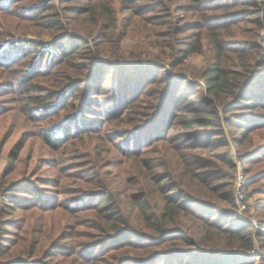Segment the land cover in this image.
I'll list each match as a JSON object with an SVG mask.
<instances>
[{
    "label": "rangeland",
    "instance_id": "obj_1",
    "mask_svg": "<svg viewBox=\"0 0 264 264\" xmlns=\"http://www.w3.org/2000/svg\"><path fill=\"white\" fill-rule=\"evenodd\" d=\"M44 1L0 0V43L4 40L38 38L53 41L57 39L56 37L60 38L62 29L52 30L45 22L36 20L37 12L41 11L40 6ZM225 1L227 0H208V4L204 5L195 0H164V8L159 10L153 7L150 13H136L131 18L130 25L122 24L120 30L125 34L120 42V50L118 51L114 42L103 48L101 56L107 60L119 58L131 64L145 60L158 61V57L171 53L170 31L174 33L182 31L176 34L177 40L172 41L176 48H181L184 44L195 42L193 34L198 30H206L202 26L216 25L218 28L205 33L201 51L190 53L184 65L169 69L168 73L170 78H177L176 80L183 82V86L180 87L182 91L186 86L191 87L186 94L188 101L181 102V106L190 108L191 104H203L207 95L201 91L203 85L200 87L196 84L203 81V74L208 68L221 64L229 72L238 71L240 77L237 78V83H241L243 77L250 73V76L254 75L253 77L260 74L258 68L264 69L263 63L259 66L255 58L241 56L237 51L243 46L251 47L256 44L258 56L260 54V57H263L264 0H229L227 5L223 3ZM46 3L53 8L47 13L58 11L70 31L75 32L71 29L73 23L82 25L89 23L85 17H78L73 12L63 9L75 4L76 1L61 3L60 0H46ZM78 4L83 5L81 2ZM37 5H40L38 11L34 10ZM140 11L141 8L138 12ZM157 13L162 14L164 24L168 25L161 28L148 27L152 29L146 30L141 17ZM125 14L120 11L118 16L123 18ZM226 20L230 22L226 23ZM217 35L226 42L222 52H218L212 43L213 36ZM64 41H67V38ZM6 50L8 51L7 47ZM13 53L11 49L4 64H0V242L2 245L7 244L1 251L0 261L4 264H84L85 250H92L102 241L99 229L104 228L105 231L111 232L109 228L113 225L110 217L103 216L94 206H90L92 209L87 211L86 207L82 206L85 203L83 194L97 190L98 181L109 186L115 195L114 198L117 197L120 204H123L125 212H122V215L128 218L132 229L146 231L138 215L128 212L133 208L129 193L137 190L140 185L136 182L142 178L138 172V160L122 153L121 148L125 147L122 140H114L113 137L106 135L110 132L108 130L113 129V124L95 123L96 132H81L79 139L71 138L67 146L63 143L64 146L60 148L52 147L44 138L45 128L57 124L61 119L62 113L57 119L55 116L58 113H53L54 108L49 104L57 101L59 93L70 80L68 77L84 78L88 81L87 77L78 72L81 69L78 66L89 65L85 63L86 59L84 60L88 55L83 52V57L78 55L72 60L63 59L48 64L49 57L45 55L28 53L24 56L20 53V56H13ZM158 62L164 64L163 61ZM106 67H109L106 69L109 71L105 70L107 73L103 77L93 76L88 81L93 86L89 91V103L94 112L89 111L85 118L90 122H97V119L104 118L109 113L108 109L112 106L109 96L113 86H116V79L125 77L131 71L125 68V74L121 76L120 67ZM230 77L234 80L233 75ZM236 82L228 83L227 93H230V86H234ZM179 84L177 83L178 86ZM252 88L250 91L240 92L246 101L257 102L258 83L255 82ZM151 90L155 92V89ZM152 91L149 92L152 94ZM70 93L73 94V91L66 92L62 105L79 104L80 98L74 96L72 99L68 95ZM175 93L179 96L181 92ZM28 99L45 101L48 106L44 112L38 109L30 113L26 105ZM96 100L99 101L97 104ZM175 103L176 100L173 99L169 106L171 112L176 109ZM230 103H234V100ZM217 105L208 103V111L204 116L214 120L217 115L220 116L222 119L220 126L224 128L225 134L220 137L221 147H208L204 152L212 160L213 167L210 170L220 172L217 178L221 179L218 182H222L226 190L232 192V203L221 198L223 207H208L207 200L201 199L192 200L190 206L198 212H221L224 216L227 212H234L240 220L253 224L255 232L258 233L261 230L260 221L264 220V125H261L264 124V117L260 116H264V109L256 113L258 117L255 122L258 127L252 125L250 128L253 131L243 141L240 133L227 125L225 118L229 114L223 115L220 112L221 107ZM59 106L61 107V104ZM63 108H59L61 112ZM240 108L238 105L233 106L234 114L245 116L249 114ZM67 114H73V109L67 110L63 116ZM116 122L114 124H118ZM122 124L128 128L133 126L124 122ZM206 133L211 136V132ZM156 156L154 153L148 155L152 164L156 163L155 158H158ZM166 159L169 161L167 173L177 181L187 177L186 182L190 185V190L203 196L201 198H206L205 183L198 180L192 183L189 174L186 176L182 173L183 165L182 161H179L180 158H175L173 153L168 151ZM249 159L251 163H248ZM99 172L102 173L101 177L97 175ZM11 185H15L13 191L10 195H5L8 186ZM33 185L37 187L35 189H39L37 191L43 197L36 198L29 193ZM149 194L153 203L159 200L153 189H150ZM185 226L195 233L198 232L195 228L197 224L191 218L185 219ZM129 235L133 240L139 238L133 234ZM109 242L103 241L102 244L108 247L101 249L99 246L97 249L102 251L100 253H103V259L104 256L106 258L114 253V250H110L112 247H109L111 245ZM263 246L261 240H255V250L251 252L254 257L253 264H264ZM155 249L156 247H150L137 251L133 247H126L115 254L117 258L124 260L133 258V261H126L125 264H134L135 260L141 259L140 256L147 255L144 252ZM56 250L59 253L51 255ZM34 251L36 252L31 256ZM72 252H75L73 256Z\"/></svg>",
    "mask_w": 264,
    "mask_h": 264
},
{
    "label": "trees",
    "instance_id": "obj_2",
    "mask_svg": "<svg viewBox=\"0 0 264 264\" xmlns=\"http://www.w3.org/2000/svg\"><path fill=\"white\" fill-rule=\"evenodd\" d=\"M72 1H76V3L63 9L73 12L78 17H85L89 21L88 24L73 23L71 29H74L75 32L68 30L69 26H65V22L60 18L58 11L47 13L52 7H49L45 0L41 6L39 5L41 11L37 12L38 5L34 9L37 10L38 15L36 20L45 22L52 30L62 29L60 38L56 37L57 39L53 41L38 38L2 40L3 42L0 43V64H4L5 58L13 49V56H20V53L24 56L28 53L30 55L38 53L39 56H48V64L63 59L64 61L72 60L78 55L83 57L84 52L86 56L88 55L87 58H84L87 61L85 63L89 65L78 66L81 68L78 72L83 77H87L88 81L93 76L103 77L109 71L106 70L109 68L106 66L120 67L119 75L121 76L125 74V68L131 69L125 77L116 79V86H113L109 96L112 102L111 108L108 109L109 113L104 118L97 119V122H90L85 118L89 111L94 112V110L89 103V91L93 86L84 78L68 77L70 80L65 84V88L63 87V91L59 93L57 101L49 104L54 108L52 112L58 113L55 116L57 119L62 113L60 121L53 126L46 127L43 132L44 138L52 147L60 148L63 143H66L64 145L67 146L71 138L79 139L78 136L82 135L81 132H96L95 123L100 125L104 123L113 124V129L108 130L110 132L106 135L113 137L114 140L120 139L125 143V147L121 148L122 153L131 155L138 160V172L142 176L136 182L140 185L137 190L129 193L133 208L128 212L138 215L140 221L145 225L146 231L143 232L132 229L128 218L122 215V212H125L123 204H120L117 197L114 198L115 195L109 186L98 181L99 188L97 190L83 194L85 203L83 202L82 206L86 207V211L92 209L90 206H94L103 216H109L110 222L113 224L109 228L111 232L105 231L104 228L99 229L102 241L95 245L92 250H85V263H83L125 264L126 261H133V258L127 260L117 258L115 252L119 251L120 253L126 247H133L137 251L156 247L155 250L144 252L147 255L140 256L141 259L135 260L134 264H253L252 259L254 257L251 252L255 250V240L259 239L264 244V220L260 221L261 230L256 233L253 224L240 220L234 212H227L225 216L221 212H198L191 208L190 202L206 199L208 207H223L221 205V198H223V200L232 203V192L227 191L222 182H218L221 179L220 177L217 178L220 172L210 170L213 167L212 160L204 152L208 147H221L219 144L222 142L220 137L225 134L224 128L220 126L222 119L217 115L214 120L207 118L204 114L208 111V103L211 105L218 104L223 115L229 114L225 118L227 125L233 131H238L243 141L246 140V137L253 131L250 127L252 125L257 126L255 121L258 116L256 113L264 109V69L258 68L260 74L253 77L254 75L250 76V73L243 77L244 80L241 83H237V78L240 77L238 71L229 72L221 64L208 68L203 74V81L196 84L200 87L203 85L201 91L203 90L207 95L206 102L191 104L190 108H185L181 106V102L188 101L186 94L191 90V87L186 86L185 90L182 91L180 87L183 86V82H179L176 80L177 78H170L168 76L169 69H175L181 64L184 65V61L190 53L201 51L203 39L206 37L205 33L212 31L213 28H218V26L211 24L202 26L206 30H198L193 34L195 42L184 44L181 48H176L172 41L177 40L176 34L182 33V31L176 33L170 31L172 39L169 41V48L171 53L157 58L164 64L147 60H145L146 62L137 61L135 64H131L119 58H114V60L108 58L107 60L101 56L104 51L103 48L115 42L118 51L120 50V42L125 34L120 30L122 24L123 26L130 25V20L136 13L146 14L152 12L154 8H159V10L164 8V0H60L61 3ZM195 1L204 5L208 4V0ZM80 2L83 3L82 6L78 4ZM228 2L229 0L223 3L227 5ZM119 6L120 9H118ZM139 8H141L140 12H138ZM120 11L126 13L123 18L118 16ZM141 22L146 30L152 29L148 27L161 28L168 25L164 24L162 14L158 13L141 17ZM225 22L230 21L226 20ZM66 38L67 41H64ZM212 43L218 52H222L226 42L217 35L213 36ZM257 48L258 45L254 44L251 47L243 46L237 51L241 56L255 58V62L257 61L258 65L262 66L264 55L262 58L260 54L258 56L259 50ZM171 57L173 60H168ZM114 63L117 64L114 65ZM86 72L87 74H85ZM230 75L234 76V80L231 79ZM230 82L236 83L234 86H230V93H227L226 87ZM255 82L259 85V91L256 95L257 102L254 100L246 101L240 91L252 90ZM177 83H180L179 86ZM151 89H155V92ZM70 91H73V94H68L72 99L74 96L80 98L79 104L62 105L65 100L64 95ZM149 91H152V94ZM175 92L181 93L177 96ZM173 99L176 100V109L171 112L169 106ZM232 100L234 103H230ZM93 102L95 101L93 100ZM98 102L96 100V104ZM60 104L61 107H64L63 112L59 109L61 108ZM96 104L93 106L95 107ZM26 105L30 113L38 109L44 112L48 106L45 101L39 99H28ZM236 105L249 114L247 116L234 114L233 106ZM71 109H73V114L63 116V113H66L67 110L71 111ZM211 114L213 115V112ZM260 116L264 117L263 115ZM115 121L118 124H114ZM123 122L133 125L132 128L123 125ZM206 131L211 132V136ZM213 136L217 138H212ZM168 151H171L175 158H180L179 161H182L183 165L182 173L186 176L189 174L192 183L197 180L205 183L207 192L204 197L206 198H201L203 196L194 194L190 190V185L186 182L187 177L177 181L170 173L166 172L167 167H169V161L166 159ZM195 151L198 152L195 153ZM151 153L157 155L156 163L152 164V160L148 157ZM190 153L194 156L191 157ZM251 162L249 159L248 163ZM97 175L101 177L102 173L99 172ZM255 178L253 177V179ZM14 186H8L5 195H10ZM35 188L37 187L33 185L29 193L36 198L43 197L37 191L39 189ZM150 189H153L157 194L159 199L157 202L151 201ZM188 218L193 219L194 223L196 222L195 228L198 232L195 233L194 230L185 226V219ZM224 219L227 221L224 222ZM129 234L139 238L133 240ZM103 241H110L109 247H112L110 250H114L111 256L106 258L104 256V259L103 253H100L102 251L97 250L99 246L101 249L108 247V245L102 244ZM6 246L7 244L2 245L0 242V255ZM36 251L30 255L33 256ZM56 253L59 252L53 251L51 255H56ZM74 254L75 252H72L71 256ZM0 264L4 263L0 261Z\"/></svg>",
    "mask_w": 264,
    "mask_h": 264
}]
</instances>
